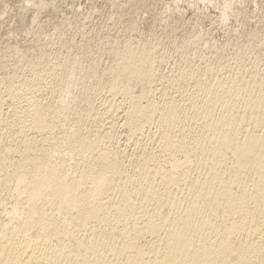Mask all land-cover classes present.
Returning <instances> with one entry per match:
<instances>
[{
    "label": "bare ground",
    "instance_id": "obj_1",
    "mask_svg": "<svg viewBox=\"0 0 264 264\" xmlns=\"http://www.w3.org/2000/svg\"><path fill=\"white\" fill-rule=\"evenodd\" d=\"M135 18L83 75L84 31L76 51L49 53L50 32L0 54V264H264V65L173 30L141 39ZM62 139L81 156L70 178Z\"/></svg>",
    "mask_w": 264,
    "mask_h": 264
},
{
    "label": "rangeland",
    "instance_id": "obj_2",
    "mask_svg": "<svg viewBox=\"0 0 264 264\" xmlns=\"http://www.w3.org/2000/svg\"><path fill=\"white\" fill-rule=\"evenodd\" d=\"M118 2H122V0H0V54L8 55V48L11 46H18L24 50L33 49L40 45L46 46L49 42L48 34L50 32L55 34L52 33V36L56 43L52 41L54 43L52 45H56L50 47L48 44L47 51L49 53H54L57 49L60 51L58 45L62 42H68L71 45L67 46L69 49H61V52L76 51L74 42H79V39L81 41L82 35L80 34L84 31L87 33H85L83 40L87 45V53L82 61L76 62L78 65L75 64L78 67V73L83 75L88 66L101 68L103 61L99 58L106 51L103 52L100 48L107 47L114 38L126 39L127 35H124L122 28H125L126 23L130 26V18L134 19L133 15L136 14V23L133 22V25L139 29L141 39L153 33L156 37L162 34L161 40L167 41L169 38L167 36L170 33L168 31L173 30L171 38L176 40L175 43L180 42V39H198L199 44L202 43L200 44L202 48L201 46L198 48H201L200 50L205 51L206 54L208 52L207 55L211 57L219 58L221 62H234V60H238V56L246 51L245 53L249 52L250 54L254 52L247 55L252 63H257L260 67L264 65V0H143L142 6L138 8L139 13L138 11L135 12V9L132 13L124 11L125 14L122 16L119 15V10L115 8V4ZM124 9L127 10V7L125 6ZM161 14L167 19L166 31H163V27L159 26L157 21L154 22V18ZM63 33L64 35H62ZM132 38L134 39L135 36ZM73 40L74 42H72ZM250 48L253 51H250ZM236 55L238 56L235 57ZM257 55L259 56L257 57ZM3 73L4 71H2ZM10 73L11 70H9ZM229 74L233 75V72L230 71ZM176 84L178 85H175V92L173 91L176 101L180 104L186 103L189 101L190 93L188 92L191 91V87L183 81H178ZM71 94L76 96L77 90L72 91ZM75 96L74 98L72 96L71 99H75L76 102L77 97L75 98ZM66 130L64 129V132ZM64 135L65 133L60 138H63ZM62 140L63 144L59 143L58 148L55 147L56 158L54 160H60L63 155L64 160L61 159L59 163H66L62 166L64 165V171L66 170V177L70 178L72 177L70 174H73L75 170L74 174H79L78 171L82 168L81 156L78 152L74 153L75 151L72 150L71 152V149L67 150L69 148H65L67 147L65 139ZM77 159L79 160L77 161ZM78 162L81 164L79 165ZM78 165L79 168L81 167L80 169ZM8 205L11 203L8 202Z\"/></svg>",
    "mask_w": 264,
    "mask_h": 264
}]
</instances>
